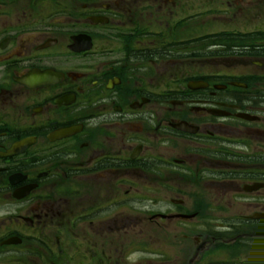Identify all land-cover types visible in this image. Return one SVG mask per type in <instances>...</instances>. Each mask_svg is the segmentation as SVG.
Returning <instances> with one entry per match:
<instances>
[{
	"label": "flooded vegetation",
	"instance_id": "af4514ba",
	"mask_svg": "<svg viewBox=\"0 0 264 264\" xmlns=\"http://www.w3.org/2000/svg\"><path fill=\"white\" fill-rule=\"evenodd\" d=\"M201 1L0 0V264H264V28L192 24L264 0Z\"/></svg>",
	"mask_w": 264,
	"mask_h": 264
},
{
	"label": "rangeland",
	"instance_id": "374dc122",
	"mask_svg": "<svg viewBox=\"0 0 264 264\" xmlns=\"http://www.w3.org/2000/svg\"><path fill=\"white\" fill-rule=\"evenodd\" d=\"M215 2H216V0H202L201 6L199 7V10L206 11L207 8H210V10H213L215 7L217 8L218 5H219V7L223 6L222 4H219L218 2L215 3ZM221 13H224V12H221ZM250 18H251V20H249V23H246V24L243 23L237 27V26L232 25V23L231 24L226 23V21H228V18L226 15L217 14V13L215 15H213V11H212L211 13L208 12L206 14L201 15L199 17V19L196 18L192 24L193 25L195 24L197 29H200L201 34H203V37H201V38H203L201 40L202 45L203 46L207 45L209 48V51L213 52L214 50H213L212 46H215V43H216L215 41L217 40L214 37V33L219 31V30H220V32H227V31L231 32V30H234V32H236V30L248 32V31L260 30V29L264 28V21L259 22L257 17H255V15H253ZM238 21L239 20H237V21L235 20L234 22H238ZM209 33H213V35H211ZM204 36H210V37H204ZM218 41H222V40H218ZM230 41H232V39H230ZM223 42L226 43L225 38H223ZM210 48H211V50H210ZM210 65H213V64H210ZM221 66H222L221 69L226 67V65H221ZM248 66L250 68L253 67L252 65H248ZM241 69L243 70V68H241ZM251 70L254 71V69H251ZM171 187L175 188L174 184H172ZM174 195L175 194L172 195V193H171L170 197H173V199H177L174 197Z\"/></svg>",
	"mask_w": 264,
	"mask_h": 264
},
{
	"label": "trees",
	"instance_id": "16d2710c",
	"mask_svg": "<svg viewBox=\"0 0 264 264\" xmlns=\"http://www.w3.org/2000/svg\"><path fill=\"white\" fill-rule=\"evenodd\" d=\"M213 39V38H212ZM235 40H236V38H235ZM245 42H246V39H243Z\"/></svg>",
	"mask_w": 264,
	"mask_h": 264
}]
</instances>
